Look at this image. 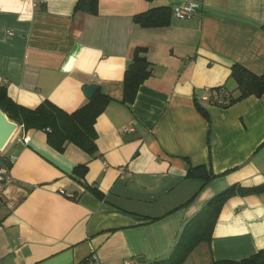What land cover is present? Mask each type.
Instances as JSON below:
<instances>
[{
    "label": "crops",
    "instance_id": "0c3cea01",
    "mask_svg": "<svg viewBox=\"0 0 264 264\" xmlns=\"http://www.w3.org/2000/svg\"><path fill=\"white\" fill-rule=\"evenodd\" d=\"M76 1L0 0V86L13 102L33 109L48 100L72 113L87 103L86 85L113 99L95 120V157L70 143L58 152L45 132L19 125L0 151L13 179L0 200V264H84L91 255L153 264L217 193L264 182V94L228 107L200 99L222 85L236 95L234 64L264 74V0H194L200 8L186 20L172 12L189 0H98L96 15L75 12ZM162 6L168 26L133 23ZM136 47L151 74L126 106L123 74ZM77 165L87 166L82 179L72 176ZM201 165L215 178L186 176ZM259 251L264 195L233 196L183 264Z\"/></svg>",
    "mask_w": 264,
    "mask_h": 264
},
{
    "label": "trees",
    "instance_id": "16d2710c",
    "mask_svg": "<svg viewBox=\"0 0 264 264\" xmlns=\"http://www.w3.org/2000/svg\"><path fill=\"white\" fill-rule=\"evenodd\" d=\"M98 0H77L74 6L75 12H82L89 15H96ZM133 23L142 28L166 27L171 22V10L168 7H156L135 14L132 17ZM150 63L145 57V48L136 47L132 52L131 61L125 68L122 80V96L119 101L122 105L129 106L133 103L139 86L150 76ZM229 79L235 85L236 95L232 96L225 85L208 90V100L215 104L214 99L224 101L223 107H228L246 97H260L264 94V74L256 75L245 67L234 64L231 67ZM113 99L101 93L99 88L88 98L86 104L72 113H66L48 100H44L37 107L30 109L13 102L7 95L6 87L0 86V110L7 118L19 125L21 129L40 130L46 133L47 144L58 152H63L66 144L70 143L82 151L95 157L97 147L95 144L96 132L94 129L95 120L105 110L106 106ZM197 111L206 116L205 110L196 102ZM87 173L86 165H77L72 169L73 178H84ZM187 177H193L204 181L215 178L210 169L205 166L191 167ZM85 190L99 200H103V193L93 185H84ZM264 195V182L258 185L244 187L233 184L217 193L207 203L205 209L182 231L178 241L168 258L155 261L153 264H183L187 256L200 243H208L213 225L223 204L233 196ZM264 251L247 258L233 260L212 261L210 264H262L260 262Z\"/></svg>",
    "mask_w": 264,
    "mask_h": 264
},
{
    "label": "built area",
    "instance_id": "2783aa9c",
    "mask_svg": "<svg viewBox=\"0 0 264 264\" xmlns=\"http://www.w3.org/2000/svg\"><path fill=\"white\" fill-rule=\"evenodd\" d=\"M199 8H200V5L198 2L194 0H189L185 2L183 5H181L180 7L175 8L174 11L172 12V15L176 19H179V20L190 19L192 16H194L197 13ZM200 99L205 100V101L210 100L208 95H202ZM214 101H215V104L219 106H222L224 104V101L219 98H215ZM126 130H128V128H125V131ZM12 180L13 179L11 177L10 169L8 165L0 164V200L3 196L5 188L12 182ZM84 264H97V261L94 255H91L90 257H88L85 260Z\"/></svg>",
    "mask_w": 264,
    "mask_h": 264
},
{
    "label": "water",
    "instance_id": "95a60500",
    "mask_svg": "<svg viewBox=\"0 0 264 264\" xmlns=\"http://www.w3.org/2000/svg\"><path fill=\"white\" fill-rule=\"evenodd\" d=\"M96 89L97 87L94 85H86L83 88V91L85 96L87 98H90L95 93ZM17 129V123L9 120L7 116L0 110V151H2L5 146L9 143V141L15 135ZM260 262L264 264V254L261 257Z\"/></svg>",
    "mask_w": 264,
    "mask_h": 264
}]
</instances>
